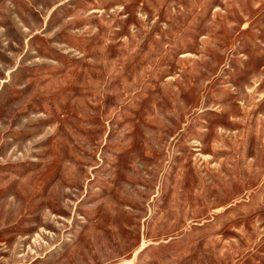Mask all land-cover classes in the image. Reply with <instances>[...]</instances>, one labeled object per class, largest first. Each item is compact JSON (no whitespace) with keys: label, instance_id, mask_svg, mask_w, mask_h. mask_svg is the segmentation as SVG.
Here are the masks:
<instances>
[{"label":"rangeland","instance_id":"obj_1","mask_svg":"<svg viewBox=\"0 0 264 264\" xmlns=\"http://www.w3.org/2000/svg\"><path fill=\"white\" fill-rule=\"evenodd\" d=\"M0 264H264V0H0Z\"/></svg>","mask_w":264,"mask_h":264}]
</instances>
